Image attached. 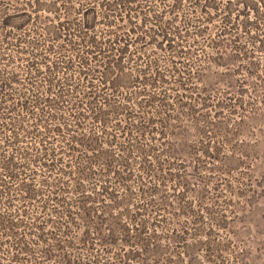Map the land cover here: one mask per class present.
<instances>
[{"label": "rangeland", "instance_id": "obj_1", "mask_svg": "<svg viewBox=\"0 0 264 264\" xmlns=\"http://www.w3.org/2000/svg\"><path fill=\"white\" fill-rule=\"evenodd\" d=\"M35 1L46 0H0V9L2 3ZM85 1L67 0L52 15L36 4L29 36L40 46L52 45L53 60L64 61L59 77L74 87L49 109L54 119L52 111H40L26 123L42 129L60 117L68 125L84 123L112 140V153L94 162L83 179L77 167L95 149L71 150L64 138L51 143L53 132L32 134L57 155L45 152L26 165L37 196L3 191L0 213L54 216L61 226L82 180L112 184L129 190L123 221L130 233L109 246L102 240L108 227L102 235L92 231L70 248L71 257L56 255L47 264H264V0H130L125 7L95 0L99 48L116 37L130 41L126 65L135 78L118 87L101 83L102 59L87 64L94 86L76 77L81 58L87 62L98 53H90L83 39ZM56 14L68 32L60 46L47 28L48 16ZM3 62L8 69L26 67L25 60ZM90 88L97 99L116 98L118 109L97 116L95 103L84 96ZM0 239V256L11 262L13 239ZM34 249L32 260H40L42 248Z\"/></svg>", "mask_w": 264, "mask_h": 264}, {"label": "trees", "instance_id": "obj_2", "mask_svg": "<svg viewBox=\"0 0 264 264\" xmlns=\"http://www.w3.org/2000/svg\"><path fill=\"white\" fill-rule=\"evenodd\" d=\"M1 1L3 2V0ZM66 1H35V3L26 2L21 6L2 3L0 37L2 44L5 43L7 46L0 47V193L4 191L12 194L13 191H18L15 194H20L18 197L25 199H33L37 196L39 189L35 177L33 173L28 172L26 165L32 161L42 160V155L45 152L50 155H57V153L54 149H50L52 147L37 144L34 141L36 133L39 135L53 132L54 134L50 133L52 135L51 143L64 138L65 145H69L71 150L95 149L77 167L83 179L93 173L94 162L101 156L112 153V140L105 136H98L93 127L84 123L76 122L68 125L61 117L51 127L45 125L44 129L37 122L31 125L26 123L28 117L37 115V112L42 111L43 114L48 111L53 112V109H49L54 107L55 103L60 104L67 96V92L74 87V83L66 84L65 77H59L60 65L64 61L61 60V56H56L57 53L52 51V45L40 46L38 40L29 36L31 25L38 17L39 8L52 15V13L59 12ZM127 1L130 0H115L123 7L126 6ZM85 2L83 13H85L87 21L83 39L87 40L90 53H98L87 58V62L81 58L82 68L76 73V77L80 82L88 83L87 86H94L92 81L91 84L88 82L91 68L87 64L102 59L101 83L103 86L107 87L108 81L113 87L127 86L135 78L126 65L130 41L116 37L111 42L113 45L99 48L97 33H95L99 5L95 0H86ZM36 4L39 5V8L36 7ZM108 4L106 3V5ZM56 17L58 14L48 16L52 23L47 28L53 33L54 41L60 46L61 41L67 40L68 32L64 22L56 21ZM118 44L120 45L118 46ZM53 52L56 53V55L54 54L56 60L51 57ZM17 59L26 61V67L22 70L8 69L3 62H15ZM65 62L72 63L69 60ZM96 64L98 65V62ZM64 67L66 70L69 69V65H64ZM41 80H43V89L38 84ZM84 96L89 99V102L95 103L97 116L104 117L119 107L114 97L106 96L97 99L98 92L92 88ZM53 113H55L52 115L54 119L55 110ZM23 114L27 119L21 120L20 116ZM4 133H9L7 138L2 137ZM77 189L79 190L78 196L74 202L68 203L64 210L67 215L64 222H61V226L57 225V218L54 216L42 215L35 219H27L24 217L25 213L17 211L16 213L14 211L0 213L1 237L5 236V239L10 241L13 239L15 250L11 262H5L4 258L0 256V264H18L17 262L23 258L30 261L29 264H47L46 261H51L56 255H63L64 258L71 257L70 248L72 246L87 240L92 231L97 230L96 232L99 231L102 235L103 227L109 228V232L102 237V240L109 246L115 245L119 242V238L123 240L124 236L130 233L126 222L123 221L131 204L128 189L120 190L112 184L96 187V185H91L83 180ZM15 197L17 196L15 195ZM122 205L123 208H121ZM80 228H83V231L78 232L77 229ZM116 232L123 237H119ZM34 245H39L42 248L39 249L42 253L40 260L37 258V260H32Z\"/></svg>", "mask_w": 264, "mask_h": 264}]
</instances>
